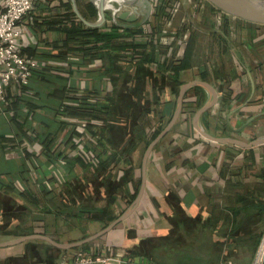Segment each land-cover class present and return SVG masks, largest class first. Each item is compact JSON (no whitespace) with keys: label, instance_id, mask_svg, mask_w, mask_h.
I'll list each match as a JSON object with an SVG mask.
<instances>
[{"label":"crops","instance_id":"crops-1","mask_svg":"<svg viewBox=\"0 0 264 264\" xmlns=\"http://www.w3.org/2000/svg\"><path fill=\"white\" fill-rule=\"evenodd\" d=\"M3 1L0 0V9ZM68 1L76 20L90 27L76 16L71 0H35L33 9L19 23L20 53L54 78L48 81L50 78L36 77L29 87L12 81L4 87L5 100L0 102V242L33 233L71 242L104 227L85 221L82 200L81 206L79 203L69 208L63 205L62 202L69 200L72 179L65 171V160H56L53 156L55 145L43 141L47 137H53L54 141L55 134L57 139H62L61 150L66 153L71 150L64 144L69 126L62 131L49 126L55 118L54 88L61 87L63 82L66 87L72 84L77 95L82 96L108 81L98 61L77 64L79 56L63 54L59 47L63 4ZM150 1L151 15L140 28L150 34L159 26L156 31H161L160 42L170 46L169 55H183L188 45L190 58L186 69L204 73L205 79L195 76L185 83L205 81L216 94L204 119L201 116L203 129L214 136L245 143L264 140V25L226 15L222 21L226 25L225 34L221 26L223 12L212 14V6L206 1ZM88 3L95 7L96 15L93 20H86L95 22L98 14L93 1L76 0L77 9L82 16L91 17ZM111 7H116L114 1L104 10L101 25L90 28L123 27L117 24L120 20L113 21ZM151 70H157L155 65ZM247 70L254 81L252 94ZM184 73H187L184 76L191 75V70ZM161 80L159 86L167 90L161 96L165 99L162 101H175L176 106L182 85L170 86L172 91L166 74ZM225 92L230 95L222 100ZM188 97L195 100L194 95ZM205 97L204 91V100ZM247 99L246 105L234 110ZM64 101L71 102L67 98ZM175 106L165 111V118L172 116ZM194 114L188 118L182 103L176 123L151 150L140 202L122 222L92 241L87 254L117 257L120 264H178L161 259L159 252L163 245L176 240L180 231L187 229L198 230V240L207 246V242L218 239L212 232L221 227L227 232L221 238L222 249L229 250H223L215 264L252 262L264 229V142L240 147L207 141L194 126ZM57 118L70 119L62 114ZM83 125L78 119L79 133L84 131ZM80 140L77 137L74 142L79 144ZM145 149L139 146L133 155L132 167H140V179L131 176L134 179L125 180L130 181L127 182L129 192L133 183L140 188L141 162L138 163L137 158ZM77 151L72 150L71 155H78L82 150ZM116 199L117 203L111 207L114 219L132 203L123 208L121 198ZM209 223L214 224V229ZM232 248L252 250L232 251ZM76 253V250L60 249L41 239H30L0 247V264H63ZM207 262L204 258L190 264Z\"/></svg>","mask_w":264,"mask_h":264},{"label":"trees","instance_id":"trees-1","mask_svg":"<svg viewBox=\"0 0 264 264\" xmlns=\"http://www.w3.org/2000/svg\"><path fill=\"white\" fill-rule=\"evenodd\" d=\"M88 4L92 16L88 17L84 14L83 16L87 20H93L96 10L91 3ZM63 6L65 10L60 25L62 39L58 42L59 47L64 51L63 54L79 56L75 63L80 65L98 61L99 68L104 71L108 81L105 85L102 83L101 88L91 89L82 96L77 95L76 88L72 84L66 87L63 82L61 87L54 88L55 118L52 120L53 125L47 124V126L53 127L55 131L65 130L69 126V134L64 144L69 145L71 150L69 153L62 151V139L58 138V141L55 134L54 141L53 137H47L43 141L55 145L52 154L56 160H65L64 166L67 172L70 173V170L76 168L79 170L70 178L72 180L69 182L70 190L67 197L69 200L62 202L63 205L69 208L79 203L81 206L82 200L84 206L81 207V212L85 211L83 214L85 221L96 222L98 226L103 227L115 218L114 211L109 207L117 203V197H120L124 203H131L135 198L139 184L134 185L132 180L133 189L129 192L127 182L130 181H125L140 179V167L136 169L132 167L133 155L139 146L147 147L157 136L171 116L170 114L165 118V111L171 108L173 110L175 106V101L167 103L161 98L163 93L167 92L159 86L162 84L161 77L166 74L168 87L173 91L170 86H181L191 77L205 79V76L204 73H194L192 69H188L191 70V75L184 76L187 74L184 71H188L186 68L189 66L188 45L183 55L175 53L169 55L170 46L160 42L161 31H156L159 30V26L150 34H145L140 28L141 25L90 28L76 20L69 1ZM218 11L220 12L214 6L211 7L212 14ZM226 15L222 14L221 26ZM225 26L224 24L223 32L226 34ZM154 65L157 70L152 72L151 67ZM36 77L50 78L48 81L54 78L36 63L28 82L21 84L22 87H29ZM152 80L155 82L152 83ZM191 95L195 96L194 101L189 99L188 96ZM229 95V92L223 93L222 100L227 99ZM65 98L71 102L65 103ZM184 98L186 100H183V111L189 118L202 105L204 89L194 86L187 91ZM207 112L208 110L202 114V119ZM58 114L68 116L69 121L58 119ZM78 119L84 122L82 133L77 131ZM77 137L81 138L79 144L74 142ZM72 150H79L80 153L71 155ZM112 181L116 186L115 189H109V183ZM122 188H125V193H122ZM101 199L106 200V206H96V201ZM208 225L214 229V224ZM212 233L218 239L207 242L206 246L205 242L198 240L200 234L198 230L183 229L179 238L167 242L160 248V257L183 264L206 258L207 264H215L222 256V251L229 249L227 247L222 249L221 238L222 235L227 234L226 231L219 227ZM91 243L71 250L87 254L86 251ZM250 248L230 250L244 252L252 250Z\"/></svg>","mask_w":264,"mask_h":264},{"label":"water","instance_id":"water-1","mask_svg":"<svg viewBox=\"0 0 264 264\" xmlns=\"http://www.w3.org/2000/svg\"><path fill=\"white\" fill-rule=\"evenodd\" d=\"M91 1H93V3L96 5L97 8L98 19L95 22H89L86 19H84V17L80 14V12L77 9L76 0H71L73 11L75 12L76 16L85 25L90 27H97L101 25L104 17L103 16L104 10L109 6V3L113 1L116 3V7H111L112 18L115 23H117V20H120L121 23H117V24H120L121 26L130 27V26H139L143 24L150 17L152 10V4L150 0H101V1L91 0ZM205 1H207L216 9L220 10L221 12L227 15L237 17L251 23L264 25V0H205ZM139 5H143V6L140 8ZM140 17L141 19H139ZM247 73L251 83V89H252L251 94H252L255 88L254 81L252 79L249 70H247ZM194 86L202 87L206 95L203 104L197 109L193 117L194 126L202 138H204L207 141H211L215 143H221V144L231 143L240 147H250L264 142L263 139H255L249 143H245L231 137H217L205 131L201 124V116L213 104L216 94L209 86V84L205 81L202 80L189 81L180 87L179 93L176 98V106L170 120L163 127V129L157 134V136L147 145L141 159V184L139 191L135 199L123 211L121 215H119L112 222L108 223L99 231L91 235H88L86 237H83L77 241L59 242L53 239L52 237H50L49 235L33 233L18 237L10 241L0 242V247L18 244L30 239H41L51 244L52 246L60 249L67 250V249L77 248L89 242L95 241L96 239L100 238L101 236L109 232L111 229H113L117 224L122 222L127 216H129L132 213V211L138 205V203L140 202L143 196L145 183H146L147 161L151 153V150L160 141V139L163 138L172 129V127L174 126L180 115L184 96L186 95L187 91ZM249 99L244 101L234 110H238L244 105H246L249 102Z\"/></svg>","mask_w":264,"mask_h":264},{"label":"built area","instance_id":"built-area-1","mask_svg":"<svg viewBox=\"0 0 264 264\" xmlns=\"http://www.w3.org/2000/svg\"><path fill=\"white\" fill-rule=\"evenodd\" d=\"M34 0H4L0 9V102L5 100L4 87L10 82L26 84L36 62L25 58L18 49L20 21L33 9ZM221 12V11H220ZM120 264L111 256H92L78 251L63 264ZM250 264H264V229Z\"/></svg>","mask_w":264,"mask_h":264},{"label":"rangeland","instance_id":"rangeland-1","mask_svg":"<svg viewBox=\"0 0 264 264\" xmlns=\"http://www.w3.org/2000/svg\"><path fill=\"white\" fill-rule=\"evenodd\" d=\"M151 2V1H150ZM139 19H141V18H139ZM142 154H143V151H141L139 154H138V158H137V161H138V163H140L141 162V157H142ZM66 171V170H65ZM79 170L76 168V169H72V170H70V173H69V175H70V178H72L73 177V175H74V172L75 173H77ZM65 175H67V174H65ZM124 182V181H123ZM124 187V186H123ZM126 187V186H125ZM116 188V186H115V184H114V181H112L111 183H109V189H115ZM152 189V188H151ZM122 193H125V188H122ZM96 206H100V207H104V206H106V200H104V199H101L98 203H97V201H96ZM128 206V203L126 202V203H124V206H123V208H126ZM112 206H110L109 208H111ZM122 211V210H121Z\"/></svg>","mask_w":264,"mask_h":264}]
</instances>
